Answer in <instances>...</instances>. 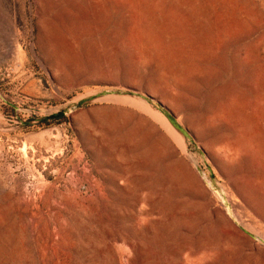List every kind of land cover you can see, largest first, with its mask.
Returning <instances> with one entry per match:
<instances>
[{
    "label": "rangeland",
    "instance_id": "1",
    "mask_svg": "<svg viewBox=\"0 0 264 264\" xmlns=\"http://www.w3.org/2000/svg\"><path fill=\"white\" fill-rule=\"evenodd\" d=\"M0 135V264H264V0H0Z\"/></svg>",
    "mask_w": 264,
    "mask_h": 264
},
{
    "label": "built area",
    "instance_id": "2",
    "mask_svg": "<svg viewBox=\"0 0 264 264\" xmlns=\"http://www.w3.org/2000/svg\"><path fill=\"white\" fill-rule=\"evenodd\" d=\"M15 114H18L20 112H23L24 115H26L25 118L21 119V123H34L37 120L38 116L45 115L46 113H43V111L49 110L45 109L36 105L30 106L28 109L22 110L19 106H13L12 107ZM5 141V146L2 145V142ZM14 140H9L7 137L3 139V137L0 135V164L3 165H9L12 167V164L10 163V159L15 156V151L19 152V157L24 158L25 151L23 150V146H21L19 149H15Z\"/></svg>",
    "mask_w": 264,
    "mask_h": 264
},
{
    "label": "water",
    "instance_id": "3",
    "mask_svg": "<svg viewBox=\"0 0 264 264\" xmlns=\"http://www.w3.org/2000/svg\"><path fill=\"white\" fill-rule=\"evenodd\" d=\"M147 99H150L149 97H147ZM84 101L80 102L79 104H82ZM157 106L160 107V111L161 113H163L167 119L172 123V125L179 131L181 132L184 136H188V131L183 128L182 126H180L177 122L175 117L166 109H163V107L161 106V104L157 103ZM64 115L63 111H57L55 113H50L45 115L44 117L37 119V121L41 120L42 122L48 119H56V118H60ZM24 124H28V123H24ZM245 231V230H244ZM251 236V234H249Z\"/></svg>",
    "mask_w": 264,
    "mask_h": 264
},
{
    "label": "crops",
    "instance_id": "4",
    "mask_svg": "<svg viewBox=\"0 0 264 264\" xmlns=\"http://www.w3.org/2000/svg\"><path fill=\"white\" fill-rule=\"evenodd\" d=\"M121 98H119V100H120ZM122 99H124V98H122ZM121 99V100H122ZM120 100V101H121ZM129 100H131V99H127V98H125V101L126 102H130ZM124 101V100H123ZM134 102H133V100H131V104H133ZM136 105H138V104H136ZM147 112H148V114L150 115V116H152V117H154L155 119H156V117H155V115L150 111V110H147ZM157 120V119H156ZM158 122H159V124L162 126V127H164V125H163V123H161L159 120H157ZM165 129H166V127H164Z\"/></svg>",
    "mask_w": 264,
    "mask_h": 264
},
{
    "label": "bare ground",
    "instance_id": "5",
    "mask_svg": "<svg viewBox=\"0 0 264 264\" xmlns=\"http://www.w3.org/2000/svg\"><path fill=\"white\" fill-rule=\"evenodd\" d=\"M123 98H124V99L121 98L122 100H121V99H120V100H121V101H123V100L125 101V97H123ZM113 99H114V98H113ZM127 99H128V98H127ZM118 100H119V99H118ZM120 100H119V101H120ZM116 101H117V98H116ZM129 101H130V102H128V103H131V100H129ZM125 102H126V101H125ZM133 102H134V101H133ZM133 104H135V102H134ZM138 106H139V105H138ZM161 120H162V119H161ZM161 120H160V121H161ZM163 121H164V120H162L161 122L164 124ZM165 124H166V123H165ZM174 135H176V134H174ZM262 239H263V238H262Z\"/></svg>",
    "mask_w": 264,
    "mask_h": 264
}]
</instances>
